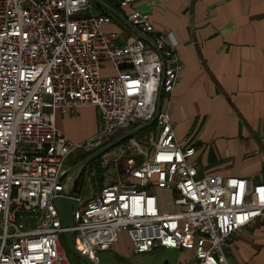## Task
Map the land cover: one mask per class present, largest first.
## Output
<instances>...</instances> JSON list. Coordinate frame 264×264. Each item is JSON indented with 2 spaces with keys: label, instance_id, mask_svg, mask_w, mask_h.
Returning a JSON list of instances; mask_svg holds the SVG:
<instances>
[{
  "label": "built area",
  "instance_id": "2783aa9c",
  "mask_svg": "<svg viewBox=\"0 0 264 264\" xmlns=\"http://www.w3.org/2000/svg\"><path fill=\"white\" fill-rule=\"evenodd\" d=\"M125 18L160 53L137 36L116 46L122 36L103 29L113 17L98 11L94 0H0V264L67 261L53 200L61 194L69 155L94 152L148 122L160 89L152 151L112 153L113 160L105 154L99 165L111 162L115 169L121 160V176L86 201L81 189L71 195L78 203L75 248L99 264L98 253L110 251L125 233L135 254L162 248L188 252L182 264H228L233 236L256 223L264 227V183L197 178L194 147L175 135L162 107L183 69L173 34L158 33L135 10ZM105 65L116 74L102 76ZM82 107L96 109L98 130L78 142L58 129L56 115H75ZM155 191L171 194L172 212H161Z\"/></svg>",
  "mask_w": 264,
  "mask_h": 264
},
{
  "label": "crops",
  "instance_id": "0c3cea01",
  "mask_svg": "<svg viewBox=\"0 0 264 264\" xmlns=\"http://www.w3.org/2000/svg\"><path fill=\"white\" fill-rule=\"evenodd\" d=\"M107 1L124 17L131 10L146 15L158 33L170 32L178 42L183 69L162 107L175 122L176 137L195 149L191 160L199 168L197 178L240 177L264 183V0H138L130 8L119 7V0ZM103 29L122 36L116 46L135 36L114 17ZM115 74L110 65L101 71L102 76ZM56 126L83 141L98 130L97 111L82 107L75 115L57 114ZM147 132L126 141L132 151H146ZM124 143L112 153L121 152ZM157 196L171 206L168 210L160 205L161 212H172L171 194L160 191ZM126 236L122 233L120 240ZM120 240L111 250L121 257L126 253ZM164 250L163 264H182L190 255ZM226 259L228 264H264V227L256 223L233 236Z\"/></svg>",
  "mask_w": 264,
  "mask_h": 264
},
{
  "label": "water",
  "instance_id": "95a60500",
  "mask_svg": "<svg viewBox=\"0 0 264 264\" xmlns=\"http://www.w3.org/2000/svg\"><path fill=\"white\" fill-rule=\"evenodd\" d=\"M94 1L101 9H103L105 12H107L112 17L117 19L119 22H121L135 36L142 39L144 42L149 44L154 50L159 52L157 50L154 40L149 35L140 31L137 27L131 25L126 20V18L122 14H120L116 9L106 4L103 0H94ZM160 109H161V89L159 90L155 114L148 122L136 125L129 131L123 133L119 137L113 139L112 141L106 143L99 149L95 150L94 152H92L82 160L69 166L61 177V182L63 184L62 191L59 197H56L53 200V203L57 209L61 226L64 229V232L62 233L64 246L73 255H75L78 259H80L84 264H96V263L89 260L85 255L80 253L74 246L72 239L73 237L72 228L74 226V211L78 203L76 199L71 197V195H73L78 191L77 183L82 177L83 171L90 163L96 161L97 159H100L102 156L110 152L112 149L116 148L117 146L121 145L126 141L133 139L141 132L151 128L157 120Z\"/></svg>",
  "mask_w": 264,
  "mask_h": 264
},
{
  "label": "rangeland",
  "instance_id": "374dc122",
  "mask_svg": "<svg viewBox=\"0 0 264 264\" xmlns=\"http://www.w3.org/2000/svg\"><path fill=\"white\" fill-rule=\"evenodd\" d=\"M148 131L149 133H147L150 137L147 139L146 151L151 152L157 141L159 129L157 125H153L148 129ZM139 138L141 139V136ZM132 150L133 149L130 148L129 144L126 142V144L124 143V147L120 150V153L129 155L133 152ZM118 152L119 151H117L116 153ZM85 154L87 153L77 152L69 155L67 159V166L69 167L75 164V162H77ZM107 154L110 155H108L106 159L113 160L112 150ZM99 164V159H97L86 167V172L82 178V186L78 188L81 189L80 197L82 201H86L93 196H97L103 185L114 182L116 181L118 176H121V160L120 162L118 161V165L115 169L111 166V162L109 163V165H107L106 168H103ZM85 179H87V182L85 181ZM159 192L160 191H155L157 195L159 194ZM159 198H161V205H163L166 209L171 210L169 201H164V198L160 196ZM60 240L67 259L66 262H63L61 264H84L80 259H78L75 255H73L69 250L65 248L62 236ZM119 244L122 251L126 254L120 257L113 250L100 252L98 253L99 264H163L164 260L167 259V253L162 248L154 249L151 252L144 254H135L131 250L129 238L120 240Z\"/></svg>",
  "mask_w": 264,
  "mask_h": 264
},
{
  "label": "trees",
  "instance_id": "16d2710c",
  "mask_svg": "<svg viewBox=\"0 0 264 264\" xmlns=\"http://www.w3.org/2000/svg\"><path fill=\"white\" fill-rule=\"evenodd\" d=\"M103 1H104V2H107V4L109 3V1H107V0H103ZM96 6H97V9H98L100 12H102V13H104V14H108V13L105 12L103 9H101L97 4H96ZM113 7H115V6H113ZM115 8H116V7H115ZM91 153H92V152H91ZM91 153H87V154L83 155L78 161L82 160L83 158H85L86 156H88V155L91 154ZM78 161H77V162H78ZM77 162H75V163H77ZM85 172H86V169L83 171L82 177L80 178V180H79L78 183H77V188H79V187L82 185V178H83Z\"/></svg>",
  "mask_w": 264,
  "mask_h": 264
}]
</instances>
